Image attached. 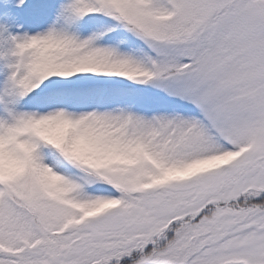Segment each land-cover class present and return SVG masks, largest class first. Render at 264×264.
Returning a JSON list of instances; mask_svg holds the SVG:
<instances>
[{"label":"snow or ice","instance_id":"1","mask_svg":"<svg viewBox=\"0 0 264 264\" xmlns=\"http://www.w3.org/2000/svg\"><path fill=\"white\" fill-rule=\"evenodd\" d=\"M0 264H264V0H0Z\"/></svg>","mask_w":264,"mask_h":264}]
</instances>
